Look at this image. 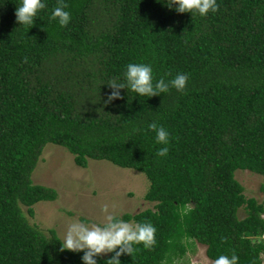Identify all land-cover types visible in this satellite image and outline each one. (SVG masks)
<instances>
[{
	"label": "trees",
	"instance_id": "16d2710c",
	"mask_svg": "<svg viewBox=\"0 0 264 264\" xmlns=\"http://www.w3.org/2000/svg\"><path fill=\"white\" fill-rule=\"evenodd\" d=\"M21 2L0 0V264H83L27 216L58 199L32 179L48 144L83 168L108 161L146 175L153 207L118 218L150 222L155 243L121 264H178L198 245L211 261L234 252L238 264H264V203L235 176L264 177V0H216L206 17L167 0H64L67 27L50 19L57 0H43L33 27L18 24ZM129 63L150 65L154 83L186 74V88L152 98L125 89L106 103ZM151 123L169 132L167 145Z\"/></svg>",
	"mask_w": 264,
	"mask_h": 264
},
{
	"label": "rangeland",
	"instance_id": "374dc122",
	"mask_svg": "<svg viewBox=\"0 0 264 264\" xmlns=\"http://www.w3.org/2000/svg\"><path fill=\"white\" fill-rule=\"evenodd\" d=\"M235 176L248 197L264 203L263 176L248 170H238ZM32 179L36 184L56 189L58 199L37 203L35 216L27 213L29 221L43 231L55 228L61 240L67 225L74 220L102 224L105 205L117 217L153 207L144 198L150 185L144 173L97 160H90L88 167L83 168L75 163L70 152L55 144L44 148ZM243 216L241 211L240 217ZM178 264H212V261L206 256V248L198 245L194 253Z\"/></svg>",
	"mask_w": 264,
	"mask_h": 264
},
{
	"label": "clouds",
	"instance_id": "9594fccd",
	"mask_svg": "<svg viewBox=\"0 0 264 264\" xmlns=\"http://www.w3.org/2000/svg\"><path fill=\"white\" fill-rule=\"evenodd\" d=\"M166 6L175 9L180 14L190 13L206 17L210 12L219 11L216 0H167ZM47 7L43 0H22L17 6L15 16L16 22L22 26H32L35 24L37 14ZM69 7L64 0H57L51 12L50 19L58 22L60 27H67L71 21V14L66 9ZM31 27V28H32ZM27 62V58H25ZM152 67L146 64L129 63L124 73V81L117 82L111 80L108 87L112 89L107 97L106 103H111L118 99H123L122 90L134 92L138 96L149 98L167 93L170 88L183 91L186 88L189 77L186 74H177L172 80L166 82L163 78L153 82ZM149 129L156 134V143L167 145L169 143V132L157 123L149 124ZM168 147L158 150V156H166ZM182 215L191 211V205L179 206ZM104 222L84 223L74 220L67 225L63 236L60 251H70L73 253H84L83 264H98L97 258L114 253L106 261V264H121L120 257L127 254L132 256L137 250L136 246L143 245L145 249H151L155 243L156 228L150 222L131 223L118 218L109 212L108 205L102 208ZM263 240V239H262ZM264 259V254L262 255ZM238 256L233 252L228 255H220L212 261V264H238ZM167 264V261H164ZM175 264V262H174Z\"/></svg>",
	"mask_w": 264,
	"mask_h": 264
},
{
	"label": "built area",
	"instance_id": "2783aa9c",
	"mask_svg": "<svg viewBox=\"0 0 264 264\" xmlns=\"http://www.w3.org/2000/svg\"><path fill=\"white\" fill-rule=\"evenodd\" d=\"M263 242H264V235L262 236Z\"/></svg>",
	"mask_w": 264,
	"mask_h": 264
}]
</instances>
